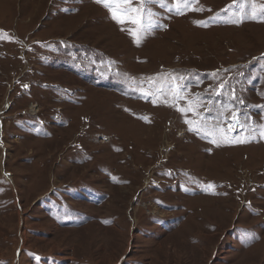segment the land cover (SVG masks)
Instances as JSON below:
<instances>
[{"label":"rangeland","instance_id":"rangeland-1","mask_svg":"<svg viewBox=\"0 0 264 264\" xmlns=\"http://www.w3.org/2000/svg\"><path fill=\"white\" fill-rule=\"evenodd\" d=\"M119 7L0 0V264H264V0Z\"/></svg>","mask_w":264,"mask_h":264},{"label":"snow or ice","instance_id":"snow-or-ice-1","mask_svg":"<svg viewBox=\"0 0 264 264\" xmlns=\"http://www.w3.org/2000/svg\"><path fill=\"white\" fill-rule=\"evenodd\" d=\"M97 3H103L105 6L109 7V10L112 13V18L117 20L118 23H123L124 18H128L131 20L132 23L139 25L141 16V10L138 8H124L120 10L121 4H129L130 0H96ZM190 2V0H189ZM264 11V8H262ZM132 13H135V18L131 16ZM132 35L135 37L137 33L135 31L132 32Z\"/></svg>","mask_w":264,"mask_h":264},{"label":"bare ground","instance_id":"bare-ground-1","mask_svg":"<svg viewBox=\"0 0 264 264\" xmlns=\"http://www.w3.org/2000/svg\"><path fill=\"white\" fill-rule=\"evenodd\" d=\"M236 126H237V129H239V125L237 124Z\"/></svg>","mask_w":264,"mask_h":264}]
</instances>
